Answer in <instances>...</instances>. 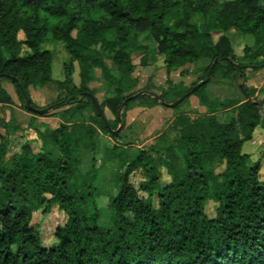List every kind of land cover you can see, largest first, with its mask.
I'll list each match as a JSON object with an SVG mask.
<instances>
[{
    "label": "trees",
    "instance_id": "16d2710c",
    "mask_svg": "<svg viewBox=\"0 0 264 264\" xmlns=\"http://www.w3.org/2000/svg\"><path fill=\"white\" fill-rule=\"evenodd\" d=\"M231 30L251 38L240 53ZM143 36L153 42L167 74L205 62L196 80L184 86L167 78L158 95L150 83L134 91L132 56L140 54L139 64L146 65ZM48 42H60L68 54L60 79L52 76L51 51L41 48ZM214 61L208 81L195 87ZM262 68L264 0H0V104L14 105L1 80L12 84L20 108L33 117L42 115L29 109V86L54 84L63 91L49 105L58 109L59 123L37 131L38 147L24 140L8 156L18 127L0 122V264H264L261 162L241 150L256 127L264 129V89L244 84L247 69ZM95 69L111 90L99 105L111 112L106 120L112 130L123 125L137 98L148 99L141 106L150 108L186 95L176 108L194 95L206 112L174 115L172 138L163 132L148 149L129 153L86 95L95 94L89 87ZM216 76L239 81L241 97L210 98L207 85ZM136 92L141 93L121 107ZM87 107L95 114L85 119ZM222 110L234 115L221 121ZM98 131L114 141L104 157L123 168L107 200L110 227L97 223L94 158L87 172L76 175L79 153L98 152ZM158 166L169 176L166 184ZM136 170L144 177L138 188L129 181ZM52 207L65 220L45 246L32 216Z\"/></svg>",
    "mask_w": 264,
    "mask_h": 264
},
{
    "label": "rangeland",
    "instance_id": "374dc122",
    "mask_svg": "<svg viewBox=\"0 0 264 264\" xmlns=\"http://www.w3.org/2000/svg\"><path fill=\"white\" fill-rule=\"evenodd\" d=\"M222 1V0H218ZM263 1V0H260ZM228 36L231 39L233 48L237 53L241 52L244 44H251V38L242 36L235 30L228 32ZM19 38H22V34L19 33ZM142 43L145 46V52L147 54L146 65L142 66L139 64L141 55L134 54L132 56V61L135 64L136 68L133 71V75L137 78L145 77L146 83L151 84L150 92L158 95L162 89L167 88L166 84V71L162 61V57L158 55L154 49L153 42L143 36ZM41 48H47L51 51L53 56L52 63V76L54 78L60 79L63 77L62 74V63L68 59V54L65 51L63 45L60 42H51L44 43L41 45ZM25 50V47L22 48ZM107 64L110 65V62L107 61ZM203 63L198 64H186L184 66L185 70L189 74L190 80L194 81L200 74V68ZM95 79L89 83V87L94 89L95 98L100 103L107 96L111 95V90L108 89L106 81H104L100 70H94ZM257 78L260 79L259 89H264V69L262 70H246V79L248 78ZM73 81L76 85L79 84V66L77 62H74V72H73ZM148 80V78H150ZM158 81H153V78ZM245 79V86L247 80ZM172 80V79H171ZM173 81V80H172ZM240 82L235 79H227L220 76L213 77L210 81L209 90L210 96L225 99V98H240L241 93L238 89ZM1 85L4 88H9V91L12 93L14 98V105L8 106L5 104H0V122L2 120H10L12 124H15L18 127V131L15 132L13 136L10 137L9 151L8 156L12 152L16 151L19 145L24 140L32 141V145L38 147L39 140L37 139V131L44 132V125H47L50 128H55L59 123V118L57 117L58 109H53L51 106L49 110L41 114L42 116L35 115L34 117L27 112H24L20 108L21 102L18 100V97L14 91L12 84L7 80H1ZM208 86V85H207ZM258 89V90H259ZM63 91L58 89L54 84H47L43 87H32L29 86V96L33 108L41 109L48 107L58 96H62ZM264 96V95H262ZM261 95L258 98L262 97ZM148 99L137 98L135 102H132L130 105V110L125 112L123 125L119 124L115 129H118L116 136H118V142L123 146L128 148L129 153L134 152L137 148H146L157 142L160 134L166 132L168 138H172L175 133L170 129L171 120L174 115L178 113H189L191 117H195L199 113L194 111L190 112L188 110V99L178 105L176 108H168L166 106H157V109L148 110V107L141 106L142 104H147ZM223 112V111H219ZM230 113L231 111H224ZM198 113V114H197ZM95 112L87 107L83 111L85 119L92 118ZM104 115L106 119H111V112L105 107ZM228 115H219L218 119L223 121L226 120ZM113 129V130H115ZM264 131L261 127H257L255 131ZM254 131V132H255ZM4 130L0 128V133H3ZM255 137V136H254ZM98 152L94 155L87 151L79 153L80 163L77 165L76 175L80 177L85 172L91 168L92 161L94 162L95 169V178L93 180V185L96 188V194L94 196V204L99 213V218L97 223L103 227H110L111 225V211L107 208V200L110 194H113L116 190V174L121 172L123 168H120L115 160L104 157L105 147H110L114 143L112 137L107 134L98 131ZM257 142V141H256ZM257 144V143H256ZM263 148L256 150L254 143H250V140L245 141L242 144V152L251 154L254 160L260 159L261 164L264 163V143H261ZM94 157H93V156ZM94 158L92 161L91 159ZM264 167V166H263ZM161 171V184H166L169 182V176L165 173V169L162 166H158ZM260 178H264V169L260 173ZM144 179L143 173L140 170L134 171L129 176L130 183L138 188L139 182ZM138 194L142 197L145 196V193L138 191ZM213 210V202L209 201L207 203V212L211 214ZM65 215L62 211L58 210L56 207H52L47 213H43L41 210H38L33 213L32 224L35 225L38 229L39 236L43 245L48 246L54 241L53 233L57 226H60L64 223Z\"/></svg>",
    "mask_w": 264,
    "mask_h": 264
},
{
    "label": "crops",
    "instance_id": "0c3cea01",
    "mask_svg": "<svg viewBox=\"0 0 264 264\" xmlns=\"http://www.w3.org/2000/svg\"><path fill=\"white\" fill-rule=\"evenodd\" d=\"M136 68V67H135ZM262 69H264V68H262ZM262 69H260V70H262ZM182 71H184L183 73H182ZM132 76L133 77H136L135 75H133L132 74ZM169 79L173 84H176V83H179V82H181L184 86H189L193 81H191L190 82V80H187V79H190V77H189V74L187 73V71L185 70V68L184 67H182V68H178L177 70H173V71H171L169 74H167L166 73V79ZM136 79H137V84H136V87L134 88V91L135 90H138V89H141L142 87H144L146 84V78L145 77H139V78H137L136 77ZM149 79H151V77L150 78H148V80ZM173 81H172V80ZM196 80V79H195ZM194 80V81H195ZM247 80V83H246V86L247 87H249V88H255V89H259V85H257V83L258 82H260V79L259 78H257V76H255L254 78H248V79H246ZM153 81H155V83H156V81H158V79L156 80L155 79V77L153 78ZM209 85H210V83L208 84V96L210 97V98H213V97H211L210 96V90H209ZM46 86V85H45ZM166 89V88H165ZM5 90L7 91V93L10 95V97L12 98V100H13V102L15 103V101H14V98H13V96H12V93L9 91V88H5ZM28 92H29V88H28ZM215 98V97H214ZM234 98H236V97H234ZM219 99V98H218ZM188 102H189V105H188V110H190V112H194V111H196V112H198L199 114H204L205 112H206V108L204 107V106H202L200 103H199V101H198V98L196 97V96H194V95H190L189 97H188ZM158 106V105H157ZM157 106H153V107H150V108H148V110L149 111H152V109H157L156 107ZM171 109V108H170ZM130 110V108L127 110V111H129ZM126 111V112H127ZM223 112H217V117L219 116V115H221V114H223L224 116L225 115H228L227 117H230V116H233L234 115V113L231 111L230 113H228V112H224L225 110H222ZM197 113V114H198ZM198 114V115H199ZM227 119V118H226ZM224 121V120H223ZM257 128V127H256ZM255 128V129H256ZM255 129H254V131H255ZM263 129V128H262ZM264 130V129H263ZM253 131V133H252V138H251V140H250V143H254V145L257 147L256 148V150H260L261 148H263L262 146H260L261 145V143H264V131H262V130H260V131H255L254 132ZM255 136V137H254ZM257 141V142H256ZM257 143V144H256ZM40 144V143H39ZM261 147V148H260ZM246 154H248V153H246ZM249 155V159H250V161H256V160H254L253 159V157L251 156V154H248ZM264 163H262L261 164V169H260V173L262 172V170L264 169Z\"/></svg>",
    "mask_w": 264,
    "mask_h": 264
},
{
    "label": "water",
    "instance_id": "95a60500",
    "mask_svg": "<svg viewBox=\"0 0 264 264\" xmlns=\"http://www.w3.org/2000/svg\"><path fill=\"white\" fill-rule=\"evenodd\" d=\"M215 62H216V61H214L213 64L210 66V68H209V70H208V76H207L205 79L199 81V82L195 85V87H198L199 85H201V84H203V83H206V82L208 81V79H209V75H210V72H211L212 68L214 67ZM140 93H141V92H136V93L130 95L128 98H126V99L123 101V104H122L121 107H123V106L127 103L128 100H132V99L137 98V97L140 95ZM86 95L90 98L91 103H92V105H93V107H94L96 113L98 114L99 118H100L101 121L103 122L104 126L107 128L108 132H109L111 135H115V134L117 133L119 127H118L117 129H115V130H112V129L109 127V125H108V123H107V120H106V118H105L104 112H103L102 109L100 108L99 102L97 101V99L95 98V96H93V95L90 94V93H86ZM185 96H186V95H183V96L177 98L176 100H174V101L171 102V103L162 102V105H163V106H166V107H168V108H173V107H175L177 104H179V103L185 98ZM49 108H50V107L48 106V107L41 108V109H35V108L29 106V109H30V110H32V111H34V112H36V113H38V114H44V113H46V112L49 110Z\"/></svg>",
    "mask_w": 264,
    "mask_h": 264
}]
</instances>
